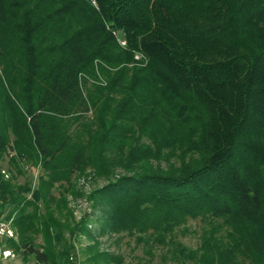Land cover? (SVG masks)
Instances as JSON below:
<instances>
[{"label":"trees","instance_id":"16d2710c","mask_svg":"<svg viewBox=\"0 0 264 264\" xmlns=\"http://www.w3.org/2000/svg\"><path fill=\"white\" fill-rule=\"evenodd\" d=\"M85 173L105 180L93 229L49 208ZM2 206V249L35 264H74L78 236L87 262L129 264L101 235L160 264H264V0H0Z\"/></svg>","mask_w":264,"mask_h":264},{"label":"rangeland","instance_id":"374dc122","mask_svg":"<svg viewBox=\"0 0 264 264\" xmlns=\"http://www.w3.org/2000/svg\"><path fill=\"white\" fill-rule=\"evenodd\" d=\"M116 42L120 47L124 46V43L121 44L123 41L120 35H115ZM134 59V58H133ZM136 60V59H134ZM137 61V60H136ZM140 64V63H135ZM96 79L92 77H88L86 81V85L90 86L92 84H99L104 85V81L102 76L98 73V78ZM86 116H90V113L87 112ZM5 161L2 163L1 167L3 170H5ZM13 172H10L14 177V182L17 184H22L26 182V184L29 185V189L33 190L36 187L37 183V176H38V170L34 171L33 173L29 170L28 164H23L22 170L19 174L16 173L15 170H11ZM6 173V171H5ZM8 175V174H7ZM72 183L74 186V190L82 193V195L72 197L70 195H64V205H61V203L56 202L58 200V188L57 186L55 188L49 189L48 193L52 197V201L49 202V208L52 210L53 216L59 220V222L63 223H70L71 221H78V219L85 215L88 218L87 226L89 228H97L99 224L94 221V218L98 216L99 214V208L93 207L92 203L86 199L85 195L95 188H99L101 185L105 183V180L101 178H95L92 176H89L88 173H85L84 175H79L76 177H72ZM38 211L40 213H43V207L41 204H37ZM0 219H3L5 216H7L9 207L8 206H2L0 208ZM32 207H28L26 209V212H31ZM13 214H10V217L7 220H12ZM6 220V221H7ZM195 222L189 221L187 223V229L188 231L183 235L180 236V241L189 247H195L197 242V236L193 230L195 231ZM17 228L12 230V238L14 242H19V235ZM63 238L67 239V232L65 229L61 230ZM3 238L0 237V249L4 248V244H2ZM97 244L96 249L99 251H106L112 254L119 255L121 258H123V261L125 263L129 264H160L159 257L156 253V251L153 252V255L151 259L144 255L142 252V249L140 246H136L134 243L133 238L125 236V235H101L96 238ZM34 242L37 244V246L42 245V239L39 234L34 235ZM74 245V253H75V260L74 264H92L89 261H86V257L89 256L90 253H85L82 251V247L86 244H91V241H88L86 238L78 236L74 241H72ZM38 249H40L38 247ZM11 252V257L7 259V264H35L32 256H22L19 253L12 252L10 249H7Z\"/></svg>","mask_w":264,"mask_h":264},{"label":"built area","instance_id":"2783aa9c","mask_svg":"<svg viewBox=\"0 0 264 264\" xmlns=\"http://www.w3.org/2000/svg\"><path fill=\"white\" fill-rule=\"evenodd\" d=\"M124 42L122 41L121 44ZM138 58L137 55L134 56ZM12 230L10 228V220L0 221V237H12ZM11 252L7 249H0V264H7V259L11 257Z\"/></svg>","mask_w":264,"mask_h":264}]
</instances>
